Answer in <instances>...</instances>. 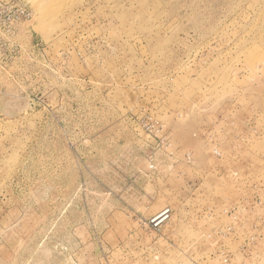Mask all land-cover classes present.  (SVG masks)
<instances>
[{
	"label": "rangeland",
	"instance_id": "1",
	"mask_svg": "<svg viewBox=\"0 0 264 264\" xmlns=\"http://www.w3.org/2000/svg\"><path fill=\"white\" fill-rule=\"evenodd\" d=\"M21 1L0 264H264V0Z\"/></svg>",
	"mask_w": 264,
	"mask_h": 264
},
{
	"label": "built area",
	"instance_id": "2",
	"mask_svg": "<svg viewBox=\"0 0 264 264\" xmlns=\"http://www.w3.org/2000/svg\"><path fill=\"white\" fill-rule=\"evenodd\" d=\"M33 18V13L21 0H0V54L23 45L22 32L31 34ZM167 215L166 212L160 214L152 223L155 226L160 225ZM163 216L165 217L162 218Z\"/></svg>",
	"mask_w": 264,
	"mask_h": 264
},
{
	"label": "bare ground",
	"instance_id": "3",
	"mask_svg": "<svg viewBox=\"0 0 264 264\" xmlns=\"http://www.w3.org/2000/svg\"><path fill=\"white\" fill-rule=\"evenodd\" d=\"M164 217H165V216H163L162 218H164ZM162 218H161V219H162ZM161 219H160V220H161Z\"/></svg>",
	"mask_w": 264,
	"mask_h": 264
}]
</instances>
